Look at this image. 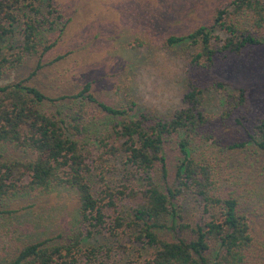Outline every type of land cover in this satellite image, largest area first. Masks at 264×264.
Here are the masks:
<instances>
[{
  "label": "trees",
  "instance_id": "1",
  "mask_svg": "<svg viewBox=\"0 0 264 264\" xmlns=\"http://www.w3.org/2000/svg\"><path fill=\"white\" fill-rule=\"evenodd\" d=\"M54 3L0 0V82L25 59H41L54 47L56 43L47 45L43 38L46 31L64 23ZM244 16L247 25L242 23ZM217 29L226 33L225 40L215 35ZM17 34L21 39L13 44ZM166 44L189 45L194 51L193 70L210 72L217 55H240L248 46L264 45V0H233L217 9L211 25H201L188 35H172ZM6 47L12 51L8 55L3 54ZM39 64L30 78L41 68ZM198 81L190 77L183 106L170 119L137 112L133 98L120 107L108 104L94 94L92 83L57 99L30 85L29 79L0 84V202L62 188L76 194L79 216L78 227L61 241L25 245L8 264L91 263L102 252L96 247L85 249V239L105 230L117 236L126 229L133 232L134 244L154 251L149 264H248L254 248L248 217L232 193L215 191L214 169L192 153L193 144L213 138L214 117L203 109L206 92L225 94V83ZM225 95V109L217 117L223 121L246 104L244 89ZM65 100L71 101V107L58 108L57 103ZM93 107L110 122L90 133L87 118L93 119ZM236 121L242 124L240 118ZM251 140L264 151V120ZM171 143L180 160L174 179L163 185L161 181L169 178ZM245 146V142L235 143L229 149ZM119 157L128 168L122 187L112 190L101 174L102 188L96 191L94 172ZM190 198L200 212L195 225L184 215ZM125 205L132 206L128 221L122 215ZM117 248L127 250L123 244Z\"/></svg>",
  "mask_w": 264,
  "mask_h": 264
},
{
  "label": "rangeland",
  "instance_id": "2",
  "mask_svg": "<svg viewBox=\"0 0 264 264\" xmlns=\"http://www.w3.org/2000/svg\"><path fill=\"white\" fill-rule=\"evenodd\" d=\"M64 15V23L43 35L47 45L56 43L41 59L29 57L0 84L24 81L57 99L80 92L92 83L94 94L113 106H123L130 98L137 112H150L170 119L182 108L189 79L198 83L216 79L225 83V94L237 95L246 90V104L226 121L217 118L225 109L223 91L206 92L203 109L214 117L210 132L213 138L193 144L192 153L209 163L215 171V191L237 197L248 217L254 248L248 264H264V151L251 140L257 124L264 120V45L248 46L240 55H217L210 72L193 70V48L189 45L170 47L172 35H188L201 25H211L217 9L230 6L233 0H54ZM244 16L242 23L247 25ZM64 25V26H63ZM215 35H227L217 29ZM17 34L13 44L20 41ZM12 52L8 47L4 55ZM38 63L41 68L30 78ZM39 64V65H40ZM193 71V72H192ZM58 108H70L71 101L59 102ZM64 104V105H63ZM49 108L56 110L51 104ZM88 117L90 133L101 123H109L104 114ZM94 115L95 118H94ZM240 118L242 124L236 119ZM245 148L231 150L235 143ZM169 178L171 182L180 154L171 143ZM128 168L121 157L94 172L100 191L99 177L117 191L125 182ZM100 187V188H99ZM104 187V186H103ZM184 215L192 225L200 219L198 205L190 198ZM131 205L122 208L127 221L132 218ZM78 201L73 191L56 189L46 194L19 197L0 202V264H8L23 246L38 241L59 242L78 227ZM109 219L108 221H110ZM133 232L127 229L113 236L109 231L97 233L83 241V247L101 250L89 263L78 264H149L154 251L134 244ZM54 240V241H53ZM123 244L124 249H118Z\"/></svg>",
  "mask_w": 264,
  "mask_h": 264
}]
</instances>
